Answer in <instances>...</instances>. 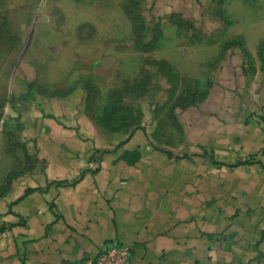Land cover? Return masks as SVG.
Wrapping results in <instances>:
<instances>
[{
	"label": "crops",
	"instance_id": "1",
	"mask_svg": "<svg viewBox=\"0 0 264 264\" xmlns=\"http://www.w3.org/2000/svg\"><path fill=\"white\" fill-rule=\"evenodd\" d=\"M39 1L0 0V264H264V0Z\"/></svg>",
	"mask_w": 264,
	"mask_h": 264
},
{
	"label": "rangeland",
	"instance_id": "2",
	"mask_svg": "<svg viewBox=\"0 0 264 264\" xmlns=\"http://www.w3.org/2000/svg\"><path fill=\"white\" fill-rule=\"evenodd\" d=\"M44 0L39 1V6L44 5ZM248 4L253 5L257 4L261 8H264V1L260 2H247ZM119 8L123 11V13L127 16V18L131 21V25L135 26L138 24V18L136 17L139 11V3L136 0H123L119 1ZM27 24H30V19L27 18ZM21 39V44L18 49L13 53L14 58H17L23 55V46L25 44L28 33L24 32L21 34H17ZM2 36L5 40H2L0 44L9 45L13 43L15 40V35H4L0 34V38ZM11 49V48H10ZM9 48L4 49V47H0V54L5 55L6 51L10 50ZM28 51V49L26 50ZM24 56V55H23ZM148 82L147 81H135V85L132 92H143L146 89ZM2 100L0 99V183L4 180V174L15 165V161L13 159V154L21 145L19 143L18 138L20 137V122L18 121L19 113L15 110V114L13 112L4 113L2 107ZM114 116V117H113ZM103 118L113 127H116L115 123H120L125 120L132 121L135 123L140 118V113L131 111L124 105V100L120 98L119 104L117 107H112L111 111L103 113Z\"/></svg>",
	"mask_w": 264,
	"mask_h": 264
},
{
	"label": "built area",
	"instance_id": "3",
	"mask_svg": "<svg viewBox=\"0 0 264 264\" xmlns=\"http://www.w3.org/2000/svg\"><path fill=\"white\" fill-rule=\"evenodd\" d=\"M132 246L122 243H105L94 257L85 259V264H131Z\"/></svg>",
	"mask_w": 264,
	"mask_h": 264
},
{
	"label": "water",
	"instance_id": "4",
	"mask_svg": "<svg viewBox=\"0 0 264 264\" xmlns=\"http://www.w3.org/2000/svg\"><path fill=\"white\" fill-rule=\"evenodd\" d=\"M29 39H30V38H28L27 41H26V43H25V46H24V48H23V52L26 50V47L28 46Z\"/></svg>",
	"mask_w": 264,
	"mask_h": 264
}]
</instances>
